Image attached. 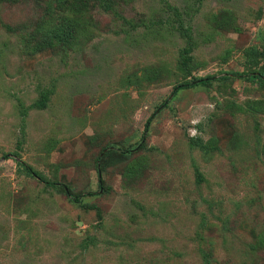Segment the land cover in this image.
Wrapping results in <instances>:
<instances>
[{
	"label": "rangeland",
	"instance_id": "1",
	"mask_svg": "<svg viewBox=\"0 0 264 264\" xmlns=\"http://www.w3.org/2000/svg\"><path fill=\"white\" fill-rule=\"evenodd\" d=\"M113 1L0 0V264H264V0Z\"/></svg>",
	"mask_w": 264,
	"mask_h": 264
},
{
	"label": "trees",
	"instance_id": "2",
	"mask_svg": "<svg viewBox=\"0 0 264 264\" xmlns=\"http://www.w3.org/2000/svg\"><path fill=\"white\" fill-rule=\"evenodd\" d=\"M63 0H58V2H61ZM65 6L67 5V3H63L62 5ZM73 7L77 8L76 10L81 11V10H88L90 9L89 7H100L102 9L105 10H114V1L113 0H74L73 3ZM76 12V11H75ZM75 22L71 21L68 23V25H71L72 28H75ZM53 29L55 31H59L60 33H64L65 32V27L66 25H61L59 23L55 24V26ZM182 28L184 30L185 36L187 38V42L186 45L180 50V54H179V65L182 71H184L187 74L191 73V66L192 63L194 61V55H193V51L195 48V42H193V37L190 31V27H185L184 25H182ZM68 37H74V31L73 29L70 30V27L68 29ZM255 77L264 80V74L262 73H255L254 74ZM213 82V76H208V77H193L191 80H186V81H182L178 84H176L171 92V95H176L180 90L183 89H188V88H192L195 86H199V85H210ZM50 91L46 90V91H42L40 97L34 102L32 103L29 107L24 109V112L26 113V111L29 108H39V109H43L47 106L48 101L50 99ZM167 100L164 101L163 103H161L157 109L161 108L162 106H167ZM154 114L155 112L148 118L147 122H146V126H145V133L144 135H146V132L149 129V126L154 118ZM193 142L191 143L192 146L193 145H199L201 146V148H206V146L204 145V143L200 141H195L194 139L192 140ZM195 170L197 172V174L199 175V178L201 177V173L199 171L198 166L195 165ZM201 179V178H200ZM51 185H54V182H50ZM209 253H206L204 255L205 258V264H210V257L208 256Z\"/></svg>",
	"mask_w": 264,
	"mask_h": 264
}]
</instances>
